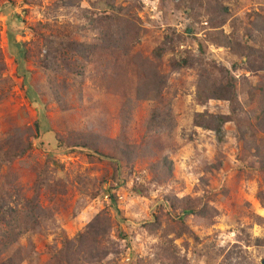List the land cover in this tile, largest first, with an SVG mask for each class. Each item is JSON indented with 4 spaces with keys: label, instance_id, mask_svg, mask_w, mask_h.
<instances>
[{
    "label": "rangeland",
    "instance_id": "1",
    "mask_svg": "<svg viewBox=\"0 0 264 264\" xmlns=\"http://www.w3.org/2000/svg\"><path fill=\"white\" fill-rule=\"evenodd\" d=\"M129 25L121 49L88 59L58 42L93 47ZM147 63L159 102L134 97ZM227 82L240 128L227 122L219 138L192 121L230 114L227 99H205ZM262 84L264 0H0V205L43 211L7 258L55 264L98 218L93 264H264ZM186 198L195 214L181 213Z\"/></svg>",
    "mask_w": 264,
    "mask_h": 264
},
{
    "label": "trees",
    "instance_id": "2",
    "mask_svg": "<svg viewBox=\"0 0 264 264\" xmlns=\"http://www.w3.org/2000/svg\"><path fill=\"white\" fill-rule=\"evenodd\" d=\"M117 21V20H116ZM119 22H124L125 24H129V21L118 20ZM129 29L133 30V26L129 25V28L119 27V30H114V32L109 33L105 32L104 36L100 43L94 45L93 47H89L83 43H76L70 40L69 36H65L64 39L58 41L60 45L66 48L69 52L77 54L82 59H88L93 55L95 51H102L108 49H121L125 44L126 38L130 35ZM53 42H51L50 47H52ZM56 50H60V47H57ZM53 48V51H56ZM57 52V51H56ZM58 54V52H57ZM164 86V82L160 74H157L155 68L151 67L148 63L142 65L141 72L138 75L136 80V84L134 87V97L135 99H143V100H152L155 102H159L160 95L162 92V88ZM214 86V85H213ZM259 91V96L257 94V106L260 112L262 111V107L264 104V84L257 88ZM213 95L205 98L206 100L211 97H215L218 99H227L231 104L232 108L230 114L228 116L222 115H212L205 113H198L193 118L192 124L196 127H201L206 130H211L215 132V134L221 138L222 134V125L227 122H235L238 125L237 117L238 113L242 112L241 106L238 103V99L236 98L235 85L227 82L223 85L216 86L215 89H212ZM56 90L52 89V93L55 95ZM200 94V90H199ZM234 106V107H233ZM264 109V108H263ZM159 109H157L151 116V119L155 122V124L160 125L163 124L165 119H160ZM249 123V121H247ZM238 128L239 125H238ZM238 130V139H243L244 134ZM84 138H87L88 135H83ZM50 137H48L49 139ZM55 142L59 146H63L65 144H59V140L53 141L51 138V142L53 145H56ZM70 146V149H75L77 151L82 152L83 150L95 152V150L88 146L87 143L73 144ZM19 154L8 153L5 158L7 160H12L18 157ZM161 166L164 168L163 175L165 177H170L172 174V164L166 158L161 160ZM113 199V196H111ZM181 205V213L183 215H192L194 213L193 207L190 206V199L176 200ZM33 200L32 202H28L23 205V209L18 210L16 208H4L3 204L0 205V264H19V260H14L13 255L7 258L5 253L9 252L10 247L17 242L25 233L30 230L31 224L35 223L36 218L39 216V213L42 215L43 211L39 208ZM34 203V206L31 204ZM115 202H111L110 208L115 210ZM195 214V213H194ZM183 217V216H181ZM6 223L4 227L1 224H4L5 219ZM106 235L105 226L100 223V221L95 219L88 225V233L85 235L86 240L84 243L80 244L78 247H73L72 249L67 246H64L59 252L60 260L56 261L55 264H74V259L79 258V254L81 251L86 255V262L89 264H93L101 260L102 250L97 248V242L100 237H104ZM8 255V254H7ZM6 256V257H5ZM72 256V257H68ZM65 262H64V261Z\"/></svg>",
    "mask_w": 264,
    "mask_h": 264
}]
</instances>
